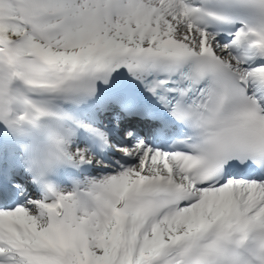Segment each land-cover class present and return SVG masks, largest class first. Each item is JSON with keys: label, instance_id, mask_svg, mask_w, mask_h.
Listing matches in <instances>:
<instances>
[{"label": "snow or ice", "instance_id": "snow-or-ice-1", "mask_svg": "<svg viewBox=\"0 0 264 264\" xmlns=\"http://www.w3.org/2000/svg\"><path fill=\"white\" fill-rule=\"evenodd\" d=\"M0 264H264V0H0Z\"/></svg>", "mask_w": 264, "mask_h": 264}]
</instances>
